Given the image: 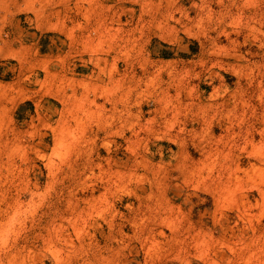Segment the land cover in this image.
<instances>
[{
	"label": "rangeland",
	"instance_id": "rangeland-1",
	"mask_svg": "<svg viewBox=\"0 0 264 264\" xmlns=\"http://www.w3.org/2000/svg\"><path fill=\"white\" fill-rule=\"evenodd\" d=\"M0 264H264V0H0Z\"/></svg>",
	"mask_w": 264,
	"mask_h": 264
}]
</instances>
